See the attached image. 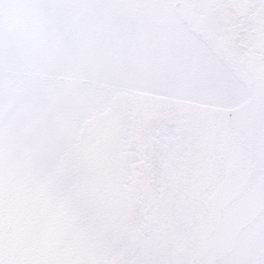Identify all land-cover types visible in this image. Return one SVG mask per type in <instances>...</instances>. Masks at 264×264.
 Listing matches in <instances>:
<instances>
[{
    "label": "snow or ice",
    "instance_id": "snow-or-ice-1",
    "mask_svg": "<svg viewBox=\"0 0 264 264\" xmlns=\"http://www.w3.org/2000/svg\"><path fill=\"white\" fill-rule=\"evenodd\" d=\"M0 264H264V0H0Z\"/></svg>",
    "mask_w": 264,
    "mask_h": 264
}]
</instances>
